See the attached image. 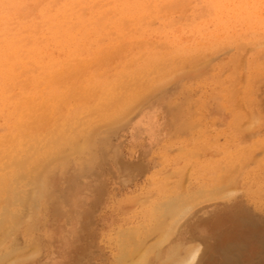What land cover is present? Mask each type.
Listing matches in <instances>:
<instances>
[{
  "label": "rangeland",
  "instance_id": "1",
  "mask_svg": "<svg viewBox=\"0 0 264 264\" xmlns=\"http://www.w3.org/2000/svg\"><path fill=\"white\" fill-rule=\"evenodd\" d=\"M132 1L0 0V48L12 41L26 62L30 43L48 47L37 48L39 57L58 56L52 37L84 23L87 43L122 50L100 55L97 73L109 77L121 63L143 65L152 55L169 68V78L117 118L81 126L85 151L62 146L37 181L18 186L12 220L0 213V264H264V0H226L220 8L211 0ZM65 2L74 10L67 22L57 17ZM105 13L109 24L98 20ZM16 68L23 81L39 67L30 59ZM5 135L1 118L0 142ZM179 248L196 254L185 261Z\"/></svg>",
  "mask_w": 264,
  "mask_h": 264
},
{
  "label": "bare ground",
  "instance_id": "2",
  "mask_svg": "<svg viewBox=\"0 0 264 264\" xmlns=\"http://www.w3.org/2000/svg\"><path fill=\"white\" fill-rule=\"evenodd\" d=\"M133 1L131 3H134V5H135L137 1L136 0H135V2H133ZM158 1L160 2V0H158ZM162 1H164V0H162ZM211 1L216 8H220L221 6H226V4H227L226 0H211ZM127 2H128V0H127ZM127 2H125V5ZM138 2H140V0H138ZM159 2H157V3H159ZM5 3H4V6H6ZM10 3H12V2H10ZM77 3L79 4V2H77ZM108 3H110V2H108ZM108 3H105V4H108ZM112 3H113V1H112ZM112 3H111V5H112ZM69 4L65 2L63 12H60L61 14L57 16L58 19L63 21V22H67L69 15L73 16V12H72L73 9L68 8ZM53 5L54 4H52V6ZM122 5H124V4H122ZM128 5H129V3H128ZM138 5H139V3H138ZM42 6H44V5H42ZM56 6H59L58 3ZM61 6L62 5L60 4V7ZM74 6H76V4ZM74 6H72V7L74 8ZM125 7H127V6H125ZM0 8H1V5H0ZM46 8H47V6H46ZM90 8H89V10H90ZM92 8H93V6H92ZM141 8H144V7L141 6ZM34 9H36V8H34ZM85 10H87V9H85ZM143 10H145V9H143ZM116 11H117V8H116ZM128 11H129V8H128ZM132 11L130 10L129 12H132ZM207 11H209V10H207ZM99 12H101V11H99ZM7 13H9V12H7ZM52 13H54V12H52ZM133 13H136V12L134 11V12H132V14ZM147 13H149V12H147ZM13 14H14V12H13ZM92 14H94V12ZM114 14H115V12H114ZM119 14H122V13L120 12ZM141 14H142V12H141ZM50 15H51V13H50ZM117 15H118V13H117ZM87 16H89V15H87ZM0 17H1V15H0ZM52 17H54V16H51V18ZM114 17H115V15H114ZM140 17H142V15ZM8 18H9V16H8ZM76 18H78V17H76ZM80 18L81 17H79V20H80ZM107 18H108L107 14L105 13V14L100 15L98 17V20H100V21L103 20L105 23L109 24L108 23L109 21ZM138 18H139V16H138ZM127 19H125V20H127ZM43 21H45V20H43ZM106 21H108V22H106ZM196 22H193V23L195 24ZM76 23H77V21H76ZM193 23H192V25H193ZM50 24H52V23H50ZM54 24H55V22H54ZM54 24H53V26H54ZM57 24H59V23H57ZM80 24L81 23H79L77 25L79 26ZM93 24H95V23H93ZM110 25L113 26L112 24H110ZM56 26H55V28H56ZM61 26H63V24ZM81 26H80L81 27L80 29L75 28V30H71V28H69L70 30L67 29L69 31L66 30L67 31L66 33L61 32L62 33L61 35L58 34L59 39H57L56 36H54L55 38L52 37L51 41L54 42V44H55L54 46L53 45L52 46L54 47L55 51H57V54H59L58 56L55 55V57H52V56H47V57L41 56V57H39V55L41 53H40V51L37 50V48H39L41 50V48H43V47H40V44H38V43H36V44L30 43L29 50L27 49L28 50L27 62H29L30 59H32L33 62L39 68L34 72L32 71V74L29 76V78L26 79V78L21 77L23 79V81L18 80L20 78L18 76L19 75V69L16 67L20 64L26 65L27 62L20 56V54L18 52H15L12 50V48L16 44L13 43L12 41H9V42H7L6 46H4V47H6L5 49L0 48V117L3 120L4 131L6 133V135L3 138V141L0 142V213H2V215L4 217V220H3L4 222H6V220L8 221L9 217L12 216V214L9 215L12 211L11 208H12V206H14L18 202V198H17L18 186H20L26 178L32 177V179L34 181H37V178H39L40 172L42 171L40 168L46 159L54 157L56 155V153L59 152V150L62 146H69L75 152L85 151L90 146V140L86 137L87 135L81 130L82 127H85L86 129H92L98 123L106 122V121L117 118L119 115L124 113V111L129 107L130 104H132L134 101H136L139 98H140V100H142L141 97L143 98V96H145L147 93H149L159 82L165 80L166 78H169V68L167 67V64L165 63V61L163 60V58L161 56H156V55L149 56V58H147L145 60L146 62L143 65H140V64L134 65V64H128L126 62H123L118 66L117 70L115 72H113V74H111L109 77H106L105 75L97 73L93 69V64L98 62V57L100 55H107V57H110V55L122 53V50L120 48H111V49L105 51V49L101 48L100 46H99V48H96L97 46L94 47L92 44H89V42L87 43V39H88V36H90V34H88V33H87L88 35L85 34V27L84 26H88V25L83 23ZM146 27L148 28V26H146ZM42 28H44V27H42ZM55 28H52V30L54 31V34H57L58 32H60V30H57ZM105 28L108 29L109 27H105ZM117 28H118V26H117ZM186 28H187V26H186ZM188 28H189V26H188ZM40 29H41V27H40ZM93 29H95V28H93ZM93 29H91V30H93ZM143 29H145V28L143 27ZM155 30L157 31V28ZM93 31H92V33H93ZM101 31H102V29L100 30V32ZM139 31L141 32L142 30H139ZM165 31H166V29H165ZM168 31H169V29H168ZM1 32L4 33L3 30H1ZM116 32H118V31H116ZM143 33H144V31H143ZM148 33H147V35H148ZM154 33H156V32H154ZM42 34H43V32H42ZM44 34H45V32H44ZM159 34H160V32H159ZM165 34H164V36H165ZM149 35H151V34H149ZM12 36L14 38V35H12ZM238 36L241 37V35H238ZM34 37H35V35H34ZM44 37H45V35H44ZM105 37H107V36H105ZM109 37H111V35ZM3 39H6V38H3ZM46 40H44V41H46ZM6 41L4 40V42H6ZM49 41L50 40H48V42ZM260 41H262V39ZM94 42H96V41H94ZM263 42H264V40H263ZM46 43H47V41H46ZM2 44H4V43H2ZM23 44H25V43H22V45ZM49 45H51V44H49ZM19 46H21V45H19ZM44 46H45V44H44ZM46 47L47 46H45L44 48H46ZM177 48H178V46L175 49H177ZM229 50H231V49H229ZM83 55H84V57H82ZM242 58H244V57H242ZM242 58H241V60H243ZM136 65H138V66H136ZM242 65H244V64L242 63ZM176 67H178V66H176ZM184 69H186V68H184ZM172 80H173V78H172ZM9 82H14V86L12 87ZM168 85L170 86V84H167V86ZM14 89L19 90V91L17 93H14L13 92ZM154 94H157V93H154ZM152 96H154V95H152ZM146 97H148V96H146ZM190 115H191V113H190ZM248 122H250V121H248ZM199 123L200 122H198V124ZM250 124H251V122H250ZM197 135H198V133H197ZM208 135H210V134H208ZM199 145H202V144H199ZM200 147H202V146H200ZM262 148H264V147H262ZM177 151H178V149H177ZM200 151H202V150H199V152ZM202 156H204V155H202ZM201 158H199V159H201ZM254 158H255V156H254ZM195 159H196V157H195ZM201 162H203V161L201 160ZM199 163H200V160H199ZM190 167H192V166H190ZM197 167L198 166H196V168ZM235 168H237L236 165H235ZM193 170L195 171V169H193ZM232 170H233V167H232ZM232 170H230V172L228 173L229 176L231 175L230 173ZM234 171L235 170H233L232 172H234ZM235 173H236V171H235ZM239 175H240V173H239ZM235 178H237V177H235ZM39 188H40V186H39ZM198 192H200V191H198ZM8 199L9 200L11 199L10 205H7V203H6V205H4V202ZM142 199H139V200H142ZM221 203H223V202H221ZM134 205H135V203H134ZM18 209H19V207H18ZM171 213L169 212V214H171ZM164 214H166V212ZM30 215H32V214H30ZM166 215L161 216V217H168L169 216V215L168 216H166ZM175 215H177V214H175ZM13 216L18 217V215H13ZM19 217H20V215H19ZM30 218H31V216H30ZM25 219L27 220L29 218L25 217ZM11 220H12V217H11ZM8 223L12 224V221H9ZM161 224H163V223H161ZM191 229H192V227H191ZM177 232H178V230H177ZM136 233H137V231H136ZM10 234H14V232L13 233L11 232ZM23 237H24V235H23ZM38 241H39V239H38ZM41 241H43V240H41ZM41 241H39V244ZM166 241H164V242H166ZM36 242H37V240H36ZM45 242H48V241H45ZM158 242H159V240H158ZM161 242L162 241H160V243H158V244H161ZM155 244H157V243L155 242L154 245ZM2 245H3V243H2ZM141 245L142 244H140L138 247L141 248ZM195 245H196V243H195ZM38 246L39 245L37 244V247ZM42 246H44V245H42ZM197 246L198 245H196V247ZM146 247H145V249L147 250ZM184 247L185 246H183V248ZM196 247L193 249L192 252H194L196 250ZM137 248H136V250H137ZM139 248H138V250H139ZM143 248H144V246H143ZM143 248H142V250L145 251V249H143ZM197 249H199V247ZM179 250L181 253L179 252ZM179 250H177L176 252H179L180 256H182V254L184 256L186 255V253H182V250H183L182 248L181 249L179 248ZM184 250H187V249L184 248ZM152 251H153V249H152ZM187 251H189V248ZM137 252L138 251H136V253ZM136 253L134 255H136ZM190 253H191V248H190V251L188 252V254L190 255ZM11 254H8L7 256H9ZM138 254H140V253H138ZM195 254H196V252H195ZM195 254L193 256H195ZM134 255L131 254V258ZM189 255L185 256L186 257L185 261H186L187 257L190 259L193 258V256L189 257ZM12 256H15V255H12ZM12 256H10L11 259H13ZM139 256L140 255H138V256L136 255L137 258ZM142 256H141V258H142ZM178 256L179 255L177 254V257H174V258H179ZM19 257L20 256L17 255V258H19ZM128 257H127V259H130V257L129 258ZM136 257L134 256L135 259L133 258L131 262H133V260H137ZM3 258H1V259H3ZM145 258H147V257L144 256L143 259H145ZM127 259L125 260V262L127 261ZM138 259H140V258H138ZM181 260H182V258H181ZM181 260L179 261V263H178V260H176L177 263L174 262V264H182V262L184 260H182V261ZM138 261H140V260H138ZM8 262L9 261H7V263ZM135 262H137V261H134V263ZM172 262L170 261L169 264L170 263L173 264ZM0 263H2V261ZM183 263H185V262H183ZM127 264H131V263L128 262Z\"/></svg>",
  "mask_w": 264,
  "mask_h": 264
}]
</instances>
